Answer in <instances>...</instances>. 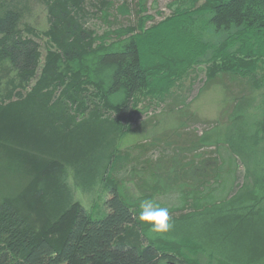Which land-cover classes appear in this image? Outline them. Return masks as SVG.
<instances>
[{"label":"trees","instance_id":"obj_1","mask_svg":"<svg viewBox=\"0 0 264 264\" xmlns=\"http://www.w3.org/2000/svg\"><path fill=\"white\" fill-rule=\"evenodd\" d=\"M17 1L0 0V150L30 180L0 197V264H264V0H171L150 26L146 0H136V22L102 34L86 21L108 22L113 8L130 14L127 0H36L47 9L44 32L21 28ZM201 65L208 79L250 90L231 101L223 133L186 148L227 147V156L182 165L177 154L143 161L121 152L140 102L165 101ZM123 160L146 167L134 172L149 179L146 194L128 198L112 176ZM238 165L245 184L234 187ZM68 172L85 187L102 183L99 212L71 196ZM176 185L189 212L143 209L146 195Z\"/></svg>","mask_w":264,"mask_h":264},{"label":"rangeland","instance_id":"obj_2","mask_svg":"<svg viewBox=\"0 0 264 264\" xmlns=\"http://www.w3.org/2000/svg\"><path fill=\"white\" fill-rule=\"evenodd\" d=\"M122 1L115 0L114 7L120 5ZM127 1L131 8L130 14L122 16L117 13L115 15L114 10L116 11V9L113 8V12L111 11L112 16L108 19L109 23L107 21L104 22L98 15L92 14L93 16L86 21V27L95 30L98 34H102L104 31L135 23L137 18L136 10L138 9L135 5L136 0ZM170 1L146 0L147 14L154 17V21L147 23V26L169 15L170 11L167 5ZM17 2V5L24 9L21 28H32L38 32H44L48 29L47 9L40 2L36 0H18ZM201 2L202 0H199V3ZM34 40L39 44L42 57H44L46 38L40 35L39 39L36 38ZM207 67V65H201L194 68L188 77L173 89L172 95L165 101L142 100L137 110L130 115L129 124L132 130L119 141L120 151L130 153L133 158L137 157L143 161H146L147 158H151L152 161L163 158L164 161H167L177 154L182 160V165L189 164L191 161L199 165L201 159H208L209 157L219 158V155L225 158L228 154L227 147L215 149L214 147L199 145L194 146L193 149L190 148V150L186 148L189 147L192 141L196 142L202 136L215 132H218V134L223 133L225 127L229 124L231 101L235 97L238 98L243 95L247 97L250 90L243 81L232 80L220 74L209 78L214 79L211 80V83L207 82L209 80L207 78ZM257 94L254 93V104L258 103ZM250 112L253 113L254 110L252 109ZM250 112L248 113L251 114ZM236 129L243 130L239 126H236ZM166 134L169 135L168 139L171 138L170 141L166 139ZM167 142H170L169 146ZM4 154V151L0 150V197L7 196L9 191L12 192V195L17 194L30 180V177L26 173L24 174L22 169H18L14 165V161L10 163L5 160ZM122 163V166L116 169L112 176L117 179L119 184H122V190L129 196H127L128 198L139 197V195L147 191L149 186L146 188L145 186L146 183H149V179H144L142 182L138 176L134 175V172L143 173L146 167L141 165L139 166L140 168L132 170L133 165L130 167L127 160H123ZM209 165L210 163L206 164L204 169L208 168ZM188 173V169L182 172V175L186 174V177L182 178V182L187 185L185 188L190 189L195 185V180ZM221 176L223 181L228 179V175L224 172ZM61 177L64 178V175ZM234 177V187H240L245 184L243 166L238 165ZM65 178L69 187L68 190L71 191V196L82 207L93 215L100 211L103 195L102 183L95 180L92 182V186L86 185L85 187L82 183L76 182L73 174L69 172ZM209 178V176L205 177L204 180L208 179L212 183L211 178ZM214 186L216 187V184ZM140 187H142V190H140ZM175 189L177 191L171 193L165 191L162 194H154L153 196L146 195L147 198L142 202L143 209L150 212L158 208H161L162 211L173 209L178 211L180 215L189 212L192 200L188 199L185 203L184 198L178 191V185H176ZM218 189V192H216L220 194L222 191V195V188ZM177 214V212L173 213L175 217L179 216Z\"/></svg>","mask_w":264,"mask_h":264},{"label":"water","instance_id":"obj_3","mask_svg":"<svg viewBox=\"0 0 264 264\" xmlns=\"http://www.w3.org/2000/svg\"><path fill=\"white\" fill-rule=\"evenodd\" d=\"M165 264H174V263L169 262V263H165Z\"/></svg>","mask_w":264,"mask_h":264},{"label":"bare ground","instance_id":"obj_4","mask_svg":"<svg viewBox=\"0 0 264 264\" xmlns=\"http://www.w3.org/2000/svg\"><path fill=\"white\" fill-rule=\"evenodd\" d=\"M183 259V258H182Z\"/></svg>","mask_w":264,"mask_h":264}]
</instances>
